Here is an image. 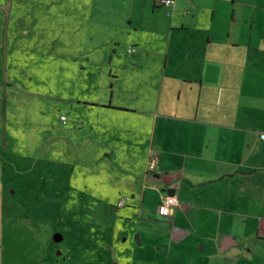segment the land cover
I'll return each instance as SVG.
<instances>
[{
    "label": "rangeland",
    "instance_id": "rangeland-1",
    "mask_svg": "<svg viewBox=\"0 0 264 264\" xmlns=\"http://www.w3.org/2000/svg\"><path fill=\"white\" fill-rule=\"evenodd\" d=\"M21 3L28 34L13 28L10 39L26 50L27 73L0 105V264H203L178 244L177 232L173 252L160 228L149 226L144 245L138 231L124 242L116 208L142 169L139 117L157 94L128 53L133 43L143 48L131 14L149 12L137 11L138 0H95L107 15L99 25L96 11L85 22L84 0H75V12L70 0ZM111 100L139 111L93 105Z\"/></svg>",
    "mask_w": 264,
    "mask_h": 264
},
{
    "label": "crops",
    "instance_id": "crops-1",
    "mask_svg": "<svg viewBox=\"0 0 264 264\" xmlns=\"http://www.w3.org/2000/svg\"><path fill=\"white\" fill-rule=\"evenodd\" d=\"M138 1L137 11L150 18H129L143 47L131 45L133 65L157 94L139 117L142 169L126 181L117 203L131 199L124 207L116 203L124 242L138 231L144 245L150 226L169 233L171 252L177 232L178 244L203 264H264V0ZM83 4L85 22L96 11L100 25L107 15L95 0ZM23 10L21 0H0V105L22 89L16 80L27 73L26 50L10 39L13 28L28 34ZM93 105L139 111L112 100ZM168 195L178 205L161 218L158 206Z\"/></svg>",
    "mask_w": 264,
    "mask_h": 264
},
{
    "label": "built area",
    "instance_id": "built-area-1",
    "mask_svg": "<svg viewBox=\"0 0 264 264\" xmlns=\"http://www.w3.org/2000/svg\"><path fill=\"white\" fill-rule=\"evenodd\" d=\"M162 3L164 5L170 6L175 3V0H162ZM128 52L134 53L135 48L133 46H130L128 48ZM62 120L65 122L66 118L63 116ZM155 167H156V157H153L152 159H150L148 163V170L149 171L154 170ZM130 199H131L130 196H125L120 198V200L117 203V207H124L130 201ZM177 205H178V201L175 196L173 195L166 196L162 204L158 206V210H157L158 216L161 218L170 217L174 213V209Z\"/></svg>",
    "mask_w": 264,
    "mask_h": 264
},
{
    "label": "water",
    "instance_id": "water-1",
    "mask_svg": "<svg viewBox=\"0 0 264 264\" xmlns=\"http://www.w3.org/2000/svg\"><path fill=\"white\" fill-rule=\"evenodd\" d=\"M53 237H54L55 242H60L63 239L61 233H56ZM58 253H61V252L59 251Z\"/></svg>",
    "mask_w": 264,
    "mask_h": 264
}]
</instances>
